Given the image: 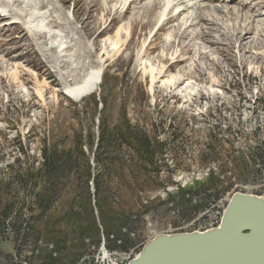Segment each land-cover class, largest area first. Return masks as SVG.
<instances>
[{
  "label": "rangeland",
  "instance_id": "rangeland-1",
  "mask_svg": "<svg viewBox=\"0 0 264 264\" xmlns=\"http://www.w3.org/2000/svg\"><path fill=\"white\" fill-rule=\"evenodd\" d=\"M57 1L61 7L63 4L67 11L73 14L80 32L81 28L84 29L83 38L86 39L87 36L92 44H89L90 52L97 51V54L101 55L104 49L103 38L107 35L113 37L121 25L132 24L129 30V34L131 31L132 35L130 40L122 43L117 53L113 54L114 52L107 50L110 56L105 59L106 65L98 92L76 101L71 97L55 95V89L60 90L56 84L58 87L51 86L48 92H44V101H40L36 95V88L41 84H37L34 80L31 66H36L34 72L41 76L37 68H44L42 62L45 63V60L38 50V54L34 55L36 44L33 40L29 41V35L24 34L21 25L10 26L9 18L4 22L0 20V59H2L0 60V213L10 206H15L14 208L22 210V214L28 216L33 212L39 218L30 231L29 244L19 246L17 249L14 242L16 230L4 232L0 228V264H43L47 259L48 264H129L134 256L141 254L145 247L159 236L207 232L220 227L223 215L235 193L251 194L264 199V171L261 174H254L258 165L250 164L254 156L251 157L253 148L264 142V35L258 42H252L254 32L250 36L251 39L244 41L240 40L242 35H231L227 42L224 40L221 44H209L208 47L211 46L210 51L214 55L211 59H203V56L193 58L196 51L199 52L198 48H202L199 45L203 41L193 42L194 39L191 40L190 36L180 39L182 32L177 26V29L168 27L159 32L160 25L154 26L150 22L148 23L150 28H144L143 25L153 19L151 14L150 20H137V13L145 8L147 2L145 0L136 4L134 8L131 7L123 21L113 14L109 24L106 25L113 28L109 33L105 31L103 38H97L98 31L95 30L97 26L102 27V24H99L98 9L103 0H62V3L61 0ZM202 1L205 2L206 7L203 14L212 13L208 8L216 6H233L242 9L240 0H234L229 5ZM212 15L214 16L215 13ZM182 19L183 16L171 26L177 25ZM142 20L145 22L143 23ZM226 21L227 18H224L225 24L222 21H216L214 24L204 21L201 25L204 23L207 24L206 27H212L214 37L223 39L221 30L226 29L231 33L233 28L231 26L233 23ZM219 29L220 31H217ZM171 30L178 37L173 39L172 48L166 52L174 55L177 53L178 56L171 61L168 58L165 62V67L170 73L168 78L183 74V72L179 73L181 70L191 69L193 76L203 74L199 80L191 82L189 89L194 88V92L185 91L188 78H185L186 81L179 86L180 88L174 89L168 85L164 87L161 83L151 85L150 77L145 78L143 75L141 66L145 60L141 61L142 56L138 57L139 52L148 51L146 60L151 61L159 70L157 57L163 48L166 49L165 37ZM190 31L197 33L196 28H191ZM146 39L148 42L143 47ZM26 47L30 54L26 52ZM255 47L259 52L252 50ZM7 50L10 52L6 53ZM19 54H23V59L16 63H24L25 76L22 80L25 82L24 89L20 85L12 84L9 75L12 69L10 59ZM25 60L28 63H25ZM184 60L188 61L181 63ZM29 61H34L33 65L29 64ZM52 74L58 80L56 74ZM126 123L150 135H153L156 127L159 126L164 132L163 135L169 139L174 129H179L183 133L180 144L183 142L184 146L180 151V157L184 164L178 174L172 173L171 170L164 171L159 179H155L158 180V184L154 183L153 178L147 180L145 175L132 177L122 167V178L114 180L113 185L114 188L121 187V194L112 198L118 204L114 206L113 212L120 214L114 213L110 218L117 219L124 211L133 215L130 219L131 223L125 228L126 230H122V233L129 231L130 228L133 229L135 233L130 235V238L135 240V247L128 252L110 251L106 247L107 241L104 235L98 248L94 246L85 248L81 233L76 231L79 226L85 228L89 224L86 204L90 200L86 198L85 185L83 187L81 185L80 188L77 186L80 180H77L75 175L66 174L62 183H58L59 195L51 201L46 213L39 203L31 201L24 203L27 201L23 200V194L15 183L14 175L21 168L38 169L41 163V150L45 143H54L62 149L74 150L77 142L82 144L86 156L90 159L92 173L95 175L96 151L102 131L114 126L124 127ZM217 126L222 130L223 139L231 143L223 144L220 162L203 167L198 159L205 150L207 135ZM227 129L230 130L229 133H226ZM229 152L230 155L232 154L231 159H228ZM118 153L119 156L127 157L125 147H118L117 155ZM233 160L237 161L232 163ZM81 166L84 168L83 163ZM207 170L213 172L227 170L226 176L232 178V182L242 174L245 177L250 174V178L238 181L237 187L243 188V192L237 190L230 193L221 202V215L214 214L208 219L199 216L187 220V216L183 218L178 211L169 210L170 205L164 204L169 195L175 193L179 186L185 188L194 181L204 180ZM43 187L45 184L40 183L32 193L38 191L41 198H45ZM89 192L92 194L94 205L96 199L93 196L95 188L92 178L89 181ZM145 205L149 207L146 208ZM71 209L74 211L71 212ZM94 214L99 221L98 211L95 210ZM82 223H85V226ZM112 226V230L117 231L120 224L115 222ZM88 242L86 241V244H89ZM50 255L53 258L49 259ZM75 259L79 260L75 261Z\"/></svg>",
  "mask_w": 264,
  "mask_h": 264
},
{
  "label": "trees",
  "instance_id": "trees-1",
  "mask_svg": "<svg viewBox=\"0 0 264 264\" xmlns=\"http://www.w3.org/2000/svg\"><path fill=\"white\" fill-rule=\"evenodd\" d=\"M219 127L217 126L207 135L208 142L205 144V150L201 158L198 159L203 167L220 162L222 149H224L223 144L231 143L229 140L227 142L223 139L222 130ZM229 132L230 130L227 129L226 133ZM163 134L164 132L159 126L156 127L153 135L148 132H142L129 123H126L124 127L105 128L97 145L95 158L97 170L95 175L92 173L90 159L86 156L81 143H75L74 150H65L54 143H45L41 150V163L38 169L21 168L14 175V180L18 185L19 191L23 194V200L27 201L24 203H29L30 201L39 203L42 210L47 213L49 204L54 197L59 195L60 188L58 183H62V179L66 174L75 175L76 179L80 180V183L77 182V186L81 188V185L82 187L85 185L86 198L90 200L86 204V209L89 213V224L85 226V223H82L85 228L79 226V231L78 229L76 230L77 233H81L85 248L87 246L98 248L101 244V237L105 235L106 247L110 251L128 252L135 247L136 243L135 240L130 238V235L135 233L133 229L130 228L129 231H125V228L131 223L130 219L133 215L124 211L119 218H110L114 213L116 215L120 214V212H113L114 206L118 204L112 198L119 197L117 195L121 194V187H113L114 180L122 178V167L132 177L145 175L147 180L153 178L155 184H158V180L155 179H159L164 171L171 170L172 173L178 174L184 164L180 157V151L184 146L183 142L180 144L183 133L179 129H174L171 139ZM118 147H125L126 158L119 156V153L117 155ZM171 151L174 154L170 153ZM253 151L251 157L254 156L250 164L258 165L257 172L254 174H261L264 171V142L253 148ZM231 152H229L228 159L232 158ZM236 161L233 160L232 163ZM81 163H83L84 168H82ZM245 165L248 166V164ZM226 174L227 170L225 172L207 170V176L204 180L200 182L194 181L192 185L185 188L179 186L175 193L169 195L164 204L170 205L169 210L178 211L183 218L187 216V220L196 219L199 216L202 219H208L214 214L221 215V202L230 193H234L237 190L243 192V188L237 187L238 181L250 178V174L246 177L242 174L238 176L237 180L234 178L235 181L232 182V178H227ZM91 178L95 188L93 196H95L96 201L94 205L92 204V194L89 192V181ZM40 183L45 184V187H43L45 189V198H41L40 193H37L38 191L34 192V194L32 193V190L36 189ZM105 194H111V196H105ZM14 207L10 206L0 213V228L4 232L16 230L14 242L17 249L19 246L23 247L29 244L30 231L39 218L33 212H30L28 216L22 214V210L20 211V209L18 210ZM145 207L148 208L149 206L145 205ZM95 210L99 213V221L94 214ZM73 211L74 209H71V212ZM115 222L120 224L117 231L112 230V225ZM123 229H125L124 233H122ZM86 241H89V244H86ZM51 258H53L52 255H50L49 259ZM78 260L75 259V261ZM46 262L43 264H48L49 260L47 259Z\"/></svg>",
  "mask_w": 264,
  "mask_h": 264
},
{
  "label": "bare ground",
  "instance_id": "bare-ground-1",
  "mask_svg": "<svg viewBox=\"0 0 264 264\" xmlns=\"http://www.w3.org/2000/svg\"><path fill=\"white\" fill-rule=\"evenodd\" d=\"M141 1L144 0H103L101 7L98 9L100 12L99 24H102V27L98 28L97 26L95 29L98 31L97 38H103L105 31L109 33L112 30L113 27H109L110 25L107 27L106 25L109 24V19L113 14H116L117 18L123 21L129 9H131V7L134 8V6L139 4ZM145 1H147L145 2V8L137 13V20L143 19L146 21V19H149L150 14L153 15V19L147 22L146 25H143L144 28L149 27L148 23L150 22H152L154 26L160 25L159 32L164 31L168 27L169 29H174V27L177 26L179 31L182 32L180 39L190 36L191 40L194 39L193 42L198 40L203 41L199 45L202 46V48H198L199 52L197 53L196 51L193 58H196L197 56L200 58L203 56V59H211L214 55L213 52L211 53L210 51L211 46L208 47L209 44H221L224 40L227 42V39H229L231 35H242L240 40L242 39L244 41L251 39L250 36H252L251 34L254 32V39L252 42L260 41V37L264 35V19L254 18L247 14L244 9L240 10L233 6H216L214 8H208L212 11V13L206 12L203 14L202 12L206 7L204 6L205 2L203 3L202 0ZM211 1H219L220 3L229 5L234 0ZM154 9L155 11L153 12ZM214 13L215 15L213 16L212 14ZM140 15L143 17H140ZM181 16H183L181 22L172 27L171 24L176 22ZM7 18L11 19L9 23L10 26L14 24L21 25L20 27L23 29L24 34L29 35V41L33 40L36 44V51L34 55H37L39 52L41 53V57L45 60L46 64L44 62L42 63L45 65L44 68L46 69L42 67L37 68V70L41 73V76L34 72L36 69L34 68L36 66L33 65L34 61H29V64L31 63L33 65L31 66L33 71H31L34 80L37 84L40 83L43 86L38 85L36 88V95L39 97L40 101H44V92H48L51 86H54L55 88L56 84H58L60 90L55 89V92L53 91L55 95H61L67 98L71 97L76 101H81L89 95L98 92L102 83V73L106 65L105 59L110 56V52H114L113 54H115L120 51L122 43L124 41L126 43L130 40L132 35L131 31L129 34L130 26L132 24L126 23L125 25H121L113 37H111V35H107L103 38L102 43L104 44V49L103 52H101V55L97 54V51L90 52L89 44H92L89 42L87 36V40L83 38L82 33L85 35L84 29L81 28L80 32V28L77 27L78 23L75 21L73 14L68 12L67 8H65L63 4L61 7L57 0H0V20L1 22H4ZM224 18H227L226 22L233 23V25H231L233 28L231 33L227 32L226 29L225 31L221 30L223 31L221 33V35H223V39L214 37V29L212 27H206L205 25L207 24L204 23L201 25V22L204 21L207 23L212 22V24L216 21H222L223 24H225ZM145 21H143V23ZM153 24H151V27ZM198 27L200 28L197 29ZM191 28H196L197 33L190 31ZM217 31H220V29ZM152 32L150 34H152ZM173 32L171 30V32L166 35V44L164 47H167L166 49L163 48L157 57L158 61L156 63L159 64L160 69L158 70L157 66L152 64L151 61L146 60V56L149 55L148 51L145 53L140 51L138 57L142 56L141 61L145 60L141 69L143 68V75L145 78L150 77L152 83L151 85L161 83L164 87L165 85H168L174 89H178L180 88L179 86L186 81L185 78H188V84L185 87V91L186 93H191L195 91L194 88L189 89L192 85L191 82L199 80L203 74L193 76L191 69L190 71L181 70L179 73L183 72V74L177 76L173 75L168 78V74L170 75V73L169 69H166L167 67H165V62L168 61V58H170L171 61L173 59H177L176 57L178 56L177 53L175 55L167 53L169 52L168 49L173 46V39L176 36L178 37V35H175ZM147 42L148 39L143 42L142 46L145 47ZM25 50L27 53L29 52L27 47ZM92 50H94L93 47ZM252 50L259 52L257 47ZM8 52L10 51L7 50L6 53ZM22 59L23 54H19L15 57L13 56L10 59L12 62V69L10 70L9 75L12 79V84L20 85L21 88L24 89L25 82L22 81L25 76V74H23L25 70L23 67L24 63H16ZM187 61L188 60H184L181 63H185ZM191 61H193V59ZM25 63H28V61L25 60ZM191 64H193V62H191ZM19 70L21 72H19ZM52 73L56 74L58 80L55 79ZM41 78L42 81H40ZM214 79L215 78H213L212 81H214ZM211 88L212 87H210V89Z\"/></svg>",
  "mask_w": 264,
  "mask_h": 264
},
{
  "label": "water",
  "instance_id": "water-1",
  "mask_svg": "<svg viewBox=\"0 0 264 264\" xmlns=\"http://www.w3.org/2000/svg\"><path fill=\"white\" fill-rule=\"evenodd\" d=\"M130 264H264V199L235 193L220 227L159 236Z\"/></svg>",
  "mask_w": 264,
  "mask_h": 264
},
{
  "label": "built area",
  "instance_id": "built-area-1",
  "mask_svg": "<svg viewBox=\"0 0 264 264\" xmlns=\"http://www.w3.org/2000/svg\"><path fill=\"white\" fill-rule=\"evenodd\" d=\"M136 257H137V256H136ZM134 258H135V256H134ZM134 258H133V259H134ZM133 259H132V260H133ZM130 263H131V261H130ZM130 263H129V264H130Z\"/></svg>",
  "mask_w": 264,
  "mask_h": 264
}]
</instances>
